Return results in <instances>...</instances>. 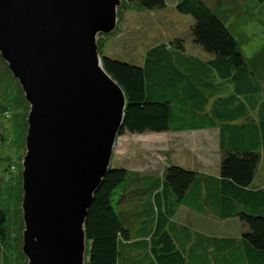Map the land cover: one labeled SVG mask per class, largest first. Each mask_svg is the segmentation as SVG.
Returning <instances> with one entry per match:
<instances>
[{"label": "trees", "instance_id": "1", "mask_svg": "<svg viewBox=\"0 0 264 264\" xmlns=\"http://www.w3.org/2000/svg\"><path fill=\"white\" fill-rule=\"evenodd\" d=\"M126 1L149 10L167 6L166 0ZM176 10L193 18L190 36L207 58L188 54L184 39L152 48L139 66L100 50L127 97L119 137L217 130L219 173L171 164L161 178L144 177L149 191L134 193L141 221L131 231L116 208L130 198L123 192L129 173L110 170L86 219L88 264H264V187H253L264 152V85L203 0H183ZM7 117L0 112V120ZM180 208L196 214L190 221L201 223L200 230L176 220ZM7 223L0 190V239ZM240 226L243 233L234 237Z\"/></svg>", "mask_w": 264, "mask_h": 264}, {"label": "water", "instance_id": "2", "mask_svg": "<svg viewBox=\"0 0 264 264\" xmlns=\"http://www.w3.org/2000/svg\"><path fill=\"white\" fill-rule=\"evenodd\" d=\"M121 5L0 0V54L30 105L21 205L28 264H86L88 211L113 169L127 107L98 44L116 32Z\"/></svg>", "mask_w": 264, "mask_h": 264}, {"label": "rangeland", "instance_id": "3", "mask_svg": "<svg viewBox=\"0 0 264 264\" xmlns=\"http://www.w3.org/2000/svg\"><path fill=\"white\" fill-rule=\"evenodd\" d=\"M118 8V26L114 34L100 36V50L108 57L122 59L139 66L152 48L184 39L187 53L196 56L207 54L193 44L190 30L194 24L191 16L181 15L176 6L183 0H166V8L149 10L137 3L121 0ZM239 42L249 66L264 85V0H203ZM0 112L9 117L0 120V190L1 205L7 216L6 237L0 239V264H28L23 254L22 171L26 154L25 138L28 130L30 105L18 81L12 76L0 54ZM256 113L252 112L251 117ZM254 188L264 187V152ZM222 156L218 145L217 130L187 133L126 134L117 139L111 161L112 168H125L129 180L123 188L129 200L116 205L119 215L131 231L138 227L140 199L148 191L144 177H162L168 165H179L203 174L218 175ZM153 178V179H154ZM190 213L187 214V213ZM185 213V214H184ZM196 214L180 208L177 221L192 224L200 230L201 223L190 221ZM226 230V229H225ZM232 231V229H230ZM243 227L234 228L232 235L239 237ZM90 244L87 243L86 264Z\"/></svg>", "mask_w": 264, "mask_h": 264}, {"label": "crops", "instance_id": "4", "mask_svg": "<svg viewBox=\"0 0 264 264\" xmlns=\"http://www.w3.org/2000/svg\"><path fill=\"white\" fill-rule=\"evenodd\" d=\"M264 185V184H263ZM189 212V211H188ZM189 215H190V213H188ZM239 228H241V226L239 227Z\"/></svg>", "mask_w": 264, "mask_h": 264}]
</instances>
